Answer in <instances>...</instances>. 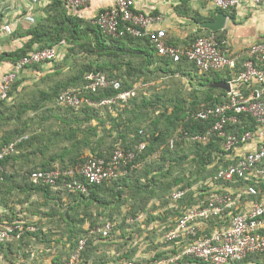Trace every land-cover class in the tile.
I'll use <instances>...</instances> for the list:
<instances>
[{"label":"trees","instance_id":"1","mask_svg":"<svg viewBox=\"0 0 264 264\" xmlns=\"http://www.w3.org/2000/svg\"><path fill=\"white\" fill-rule=\"evenodd\" d=\"M45 13L46 16L40 19L36 25L26 32L25 37L28 38V41L15 51L2 53L0 55V61L14 63L28 52L35 49L65 46L67 53L66 57L69 58V62L74 61L78 55H85L89 58V64L86 67L84 66L77 74H72L69 78L64 79V83H61L63 80L54 83V80L51 85H45V87H47L46 89H44V87L36 92L38 94L35 100H32L31 103L26 102L28 104L25 103L24 106L23 104H19L15 113L9 114L6 111L11 108H9L8 103L12 104L14 99L21 95L22 89L18 90L17 80L9 92L8 100L0 103V115L5 114L6 120L9 121L13 118L21 121L19 127L11 132H4L0 137V149L19 137L27 136V139L23 140L16 147V151L1 163L3 172L0 173V210H2L0 211V225L14 222L22 223L19 217L16 216L14 219L16 213H13L14 215H12L11 218L7 216V212H9V210L12 211L9 206L11 198L15 197L18 205L24 203L28 204L25 211L31 212L29 214L32 216H35L37 213L34 210L30 211V205H32L33 208L37 206L40 211H38L39 214L45 217L46 221L49 218L53 219L55 216H60V222L65 225L66 237L70 243V249L73 252L77 241L85 234L86 229L82 228V226L86 221L90 220L87 229L102 225L106 222L112 223L114 228L116 226L117 220L113 218L111 214L107 215L108 219L96 224L94 221L95 218L93 217L94 213L91 211L92 207L97 208L96 215L98 216L101 215V212H98L99 209H101L102 212L110 211L111 209L115 210L114 206L117 207L122 204L119 202L123 193L122 187H127V180L135 172L143 167L144 176L148 177L154 163L160 161L168 162L169 164L166 166L169 167L176 161H178L179 164L182 163L185 156H181L182 151H180L179 148L187 142L196 148L194 153H196L195 158H197V160L195 161L202 167V170L205 171V174L201 176L203 180L199 182L198 180L195 182L188 181L186 184L179 186V189L186 190L187 193L184 198L177 202H171V192L166 194V196L164 194L163 198L160 199L165 203L164 206L167 205L168 207H164L163 211L159 213L156 218L151 216V221H157V224H159L158 226L162 227L161 229H165L166 232L174 228L178 218L187 208L198 204L210 195V192L207 196L199 194V192H202L201 190L208 187L194 189L193 186L196 185L197 182V184H199L209 177L214 176L220 168H224L235 161H230L227 158L228 153H225L222 148L224 139L216 134L204 145L193 143L182 138L175 142L172 149H169L168 141L179 128H183L189 133H203L210 127V121H199L191 117V114L202 106H213L224 103L228 97L225 91L214 88L206 89L204 87L208 83L218 81L227 82L230 76H228V74L225 75V77L219 75L224 71L210 72L207 74L198 73L199 75H196L197 84L191 81L189 85L190 90L187 95L190 93L192 98L187 99L180 95L179 99L170 100V111L168 110L169 108H166L156 119V121H161V119L164 120L167 125L165 132L156 133V131H153L148 133V131L144 130L145 128H142L146 126L148 119L147 108L153 109L154 112H159L158 104L161 100L159 96L148 99L144 96V92H141L145 90H139L136 96L128 99L125 103L115 102L109 105L94 106L93 104L95 103L98 104L104 99L116 96L115 91L106 89L97 93L84 92L82 94L84 101L78 108L58 107V110L63 109V114H51V117L56 118L55 122L57 125L51 124L53 128H50V130L47 128H45V131L44 128L39 129L42 123L41 119L47 120L45 116H41L42 118H39L38 121L39 128L37 132L33 133L34 136L27 135L25 132L29 122L23 118L25 113L29 111L37 112L41 109V111H51L52 108L54 109L55 102L57 106H60L57 104L58 94L68 88L82 87L86 73L99 71L110 79H117L121 83L122 91L132 89L135 85L140 83L146 84L143 81L132 84V81H130V79L134 77H141V74H153L154 71L166 74L169 73L173 76L188 75L191 77V72L188 73L184 69V65H190L195 68L193 64L184 59L174 63L168 59L159 57L146 39L132 38L130 36L111 38L104 35L100 29L92 23L73 15L70 11V7L63 1H52ZM55 62L56 60H53L50 63ZM169 65L176 66L175 70L168 69ZM55 71H59V68L56 67ZM59 73L60 71L55 77H57ZM194 85L198 86V88H195L196 86L194 87ZM138 92H141L143 96L138 97ZM27 95L28 94H24V97ZM51 103L52 106H49ZM3 108L8 110H3ZM102 111L104 113L101 114ZM2 118L3 117L0 119ZM239 118V124L228 125L225 128L228 134L238 135L246 130L251 131L254 129V122L248 115H240ZM93 121L96 122L95 125H92ZM153 126L156 125L153 124ZM142 142L146 143V147L143 152L137 154L134 168L131 170L129 168L127 174L115 181L104 183L99 186H91L87 195L53 190L46 184H42L41 182L33 183L29 179V175L34 171H50L56 168H66L80 163L86 157L107 158L116 148H122L124 150L133 149ZM85 152H87L88 155H85ZM41 153L46 155L48 159L38 163L36 162L37 157L38 154ZM175 155L178 158L175 157ZM153 158L158 159V161H154ZM216 160L220 161L222 165L215 166L214 162ZM141 165L143 166L141 167ZM211 165L213 166L212 170L215 172L208 171L206 173L207 168ZM166 166L158 164L154 170L152 169V172L159 171V173H162L163 168ZM169 167H167V171H169ZM183 179V177L175 178L173 180V185L178 186L183 184ZM148 184L149 185L134 186L129 189L132 195H136L135 197H147L151 195L152 191L154 193L152 185L154 186L156 181L152 178ZM150 188L151 191H149ZM107 196L115 198L117 200L115 204H113ZM33 197L34 201H32ZM41 198L42 201L40 200ZM146 201L147 200H145L144 203ZM185 203L186 205H184ZM131 204L133 212H130L131 214L128 220H124H127L131 225L144 221L146 216L141 215V213L138 214L137 205L134 203ZM143 207L144 206H142V209ZM41 209H46V211H41ZM169 213H174L176 219L165 228L164 225L168 219L167 216ZM139 215L143 217L142 220L139 219L129 222L130 218L135 219ZM77 224L79 227H77ZM43 227L47 226L39 224L37 231L35 229L36 233L24 232L20 239L0 244V255L3 259L9 261L7 259V252L13 253L12 246H14L11 242L17 244L18 242L23 243L25 241V243H27L31 239H35L41 242V244H44L43 251H50V247H45V245L50 244V240H46V234L51 233L53 228L47 227L48 232H45V228ZM118 227L123 230L121 226ZM110 235H113L112 232L106 238L95 237L89 239L82 253L80 262L82 264H107V254L104 253L98 257L95 255V250L100 246L102 247L107 242H110ZM119 237L123 239L125 237L124 232L120 231ZM128 256H131V253L123 254L122 257L117 258H128ZM100 258L101 262L98 263ZM190 260L199 264H205L199 260ZM65 261L57 257L52 263L64 264Z\"/></svg>","mask_w":264,"mask_h":264},{"label":"built area","instance_id":"2","mask_svg":"<svg viewBox=\"0 0 264 264\" xmlns=\"http://www.w3.org/2000/svg\"><path fill=\"white\" fill-rule=\"evenodd\" d=\"M3 0H0V6ZM63 1L76 16L81 18L80 10L92 0H60ZM216 9L229 12L237 7L238 0H208ZM254 4H264V0H251ZM37 2V0H33ZM161 16L137 13L133 0H112V5L97 13L93 25L111 38L130 36L146 39L156 55L174 63L182 59L193 64L201 74L221 72L233 69L235 59L229 58L220 48L215 36L196 37L188 48H179L168 44L164 30H151ZM13 26L0 22V38L13 34ZM60 46L35 49L11 63L8 72L0 77V103L6 102L13 84L20 72L28 67L50 63L58 57ZM230 92L224 103L213 106H202L196 109L191 117L211 122L203 133H189L179 128L168 141L169 149L176 141L188 140L193 143L206 144L213 135L224 139L223 151L229 153L237 147L256 139L259 146L252 152L237 158L234 163L220 168L214 176L194 185L193 188L208 187L210 195L198 204L187 208L178 218L174 228L161 237V242L179 250L171 256L150 262L149 264H177L183 259L199 260L205 264L239 263L248 256L264 252V187L259 184L264 180V43L259 42L248 48L247 59L241 64V70L228 82ZM145 84H137L132 89L122 90L117 79H110L104 73L95 71L86 73L82 87L68 88L57 96V104L66 108H78L84 101L83 93H97L112 89L116 96L102 100L98 105H109L115 102L125 103L143 90ZM244 88L249 91L243 93ZM240 115H248L254 122L253 130L241 134H228V125L240 123ZM27 139V136L0 149V173L2 162L16 151V147ZM146 143L142 142L133 149L116 148L107 158L86 157L83 161L66 168L50 171H34L29 175L33 183L41 182L53 190L87 195L91 186H99L112 182L127 174L135 167L137 154L143 152ZM156 156V155H154ZM218 184H242L239 197H252L251 206L244 212L232 213L234 199L228 192L215 191ZM187 191L179 188L170 193L171 202L184 198ZM202 194V192H199ZM229 218L226 226L212 232L206 231V224L217 217ZM130 218L129 222L139 220ZM114 225L106 222L86 229L79 238L73 252L64 264H79L89 239L106 238ZM24 232H35L32 226L23 222L0 225V244L18 240ZM0 264H8L0 255ZM132 264V263H128Z\"/></svg>","mask_w":264,"mask_h":264},{"label":"crops","instance_id":"3","mask_svg":"<svg viewBox=\"0 0 264 264\" xmlns=\"http://www.w3.org/2000/svg\"><path fill=\"white\" fill-rule=\"evenodd\" d=\"M54 0H3L0 6V22L10 24L13 26V34L9 37L0 38V55L2 53H9L20 48L28 38L25 37L28 29L32 28L36 23L46 16V9L50 7V4ZM134 11L137 13L159 15L161 21L152 26L151 30L161 29L164 30L166 40L168 44L179 48H188L196 37H210L215 36L222 51L229 57L235 59L236 66L233 69H226L219 75L224 76L228 74L230 76L229 81L233 75L241 70L242 62L247 59L248 48L256 43H264V4H254L251 0H238L237 7L233 8L229 12H222L216 9L208 0H133ZM112 5V0H92L86 7L80 10L82 19L93 24V19L97 13L101 10L107 9ZM49 6V7H48ZM73 15H76L74 11L70 9ZM219 13H223L226 17L224 27L222 30L211 32L203 27L204 23L214 22L216 16ZM79 18V17H78ZM36 48V47H34ZM67 53L63 51V47L58 49V57L56 62L69 61L66 57ZM55 63H43L37 66H32L23 69L18 76V90L24 89L26 86H31L38 82H46V85H51L55 80V75L59 71H55ZM11 63L7 61H0V77L8 72ZM198 71V70H197ZM57 72V73H56ZM199 73V72H198ZM201 74V73H200ZM196 74L183 76L187 85H190L192 81L197 84ZM227 81V83L229 82ZM221 82V81H218ZM226 82V81H222ZM215 83V82H213ZM143 84V83H140ZM208 83L204 88L209 89ZM196 85H194L195 87ZM45 87V85H44ZM148 88V83L145 84L143 90ZM195 88H198L196 86ZM42 89V88H41ZM190 90V87L188 88ZM243 93L247 95L248 90L244 88ZM37 145V144H36ZM259 146V142L256 139L249 141L248 143L235 148L227 154V158L230 161H235L237 158L246 155L249 152L254 151ZM37 147V146H35ZM85 155H88L85 152ZM48 159L46 155L38 154V163ZM55 164V163H54ZM198 185V184H197ZM242 184H218L213 189L219 192H228L234 199V206L231 210L232 213L244 212L250 206L253 201L252 197L241 196L240 189ZM264 187V180L259 184V188ZM42 201V198L40 199ZM25 205H28L27 203ZM46 211V209H41ZM34 218L40 225L44 226L46 218L37 213ZM140 220L143 219L141 215L138 216ZM229 222L228 216L217 217L214 220H210L206 224V230L212 232L214 230L222 229L226 226V222ZM45 232H48L47 227ZM86 227L85 229H87ZM264 235V230L263 233ZM121 241L116 240V243ZM119 243V242H118ZM159 245L152 246L150 249V256L153 261L165 258L168 255H174L179 249L174 246H168L163 244L159 239ZM130 242L125 246L122 245L121 251L118 249L117 244L107 246L105 254H107L108 262L121 261L122 258H117L120 254H128L130 251ZM125 246V247H124ZM102 247L96 249L98 253H101ZM100 249V251H99ZM14 252V250H13ZM42 253L43 250H40ZM11 253L7 252V259L10 258ZM102 254V253H101ZM32 255V254H31ZM45 257V256H44ZM53 258L47 264H53ZM46 259V258H44ZM6 262V259H4ZM151 261V262H153ZM8 263V262H6ZM108 263V264H109ZM119 263V262H118ZM9 264V263H8ZM10 264H24L16 257ZM27 264H35L28 262ZM38 264V263H37ZM177 264H199L190 259H184ZM232 264H264V252L250 255L247 259L241 263Z\"/></svg>","mask_w":264,"mask_h":264},{"label":"rangeland","instance_id":"4","mask_svg":"<svg viewBox=\"0 0 264 264\" xmlns=\"http://www.w3.org/2000/svg\"><path fill=\"white\" fill-rule=\"evenodd\" d=\"M62 47H63V51L66 53L65 46H62ZM88 64H89V58L86 57L85 55H78L76 56V59H74V61H70V62L65 61V59H63L62 61L56 62V67L59 68L60 73L56 77L57 80L55 79L54 83L60 80H63L61 81V83H64L65 81L64 79L69 78L70 76H72V74L73 75L75 73L77 74L83 69L84 66L86 67ZM175 68L176 66H170V65L168 66V69L170 70H175ZM184 69L188 73L191 72V74L193 73V74L199 75L197 72V69H195L194 67L190 65H184ZM130 81H132V84L138 81H143L145 83H148V88L145 91H141V92H144V96L147 97L148 99L154 98L155 96H159L161 98L158 104L159 112H154L153 109L147 108L148 109L147 110L148 119L146 122V126L142 128H145L144 130L148 131V133H151L153 131H156V133L165 132L167 125L164 122V120L161 119V121H156V119L160 116V113L163 110H166V108L170 107L169 105L170 100H174L177 98L179 99L180 95L183 98L184 97L187 99L192 98L190 93L189 95H187L189 92L188 90L189 85H187V82L181 75L173 76V75H170L169 73L166 74V73L153 71V74L152 73L143 74V75L141 74V77H134L130 79ZM44 85H46V82H44L43 80V82H38L31 86L24 87V89H22L21 95L17 96L14 99L12 104L8 103L9 108L11 107L10 110L6 108H3V110H8L6 112L9 114L15 113L16 110L18 109L19 104H23L24 106L26 102L31 103L32 100H35L38 94L36 92L39 89L44 88ZM46 88L47 87H45L44 89ZM141 92H138V97L143 96L141 95ZM24 94H28V95L24 97ZM49 106H52V103L49 104ZM58 107L64 108V107L57 106L55 102L54 109L52 108L51 111H41L42 110L41 109L40 111H37V112L29 111L25 113L23 118H25V120H28L29 122L25 133L27 135L34 136L33 133L37 132L39 128L38 121H39V118H42L41 116H45L47 120L45 121L44 119H41L42 123L39 129L44 128V131H45V128H47L48 130H50V128H53L51 124L57 125V123L55 122L56 118L51 117V114L56 115L58 113L62 115L63 109L58 110ZM168 110L170 111V108ZM102 113L104 112L102 111L101 114ZM1 117L3 118L0 119V137L4 134V132H11L15 130L17 127H19L20 125L21 121H18L14 118L10 121L6 120L5 114L0 115V118ZM95 124L96 122L93 121L92 125H95ZM153 124L156 126H153ZM179 149L180 151H182L181 156H185V159L183 160L182 163L179 164L178 161H176L175 163H172L170 165L171 167L166 166L169 164L168 162L166 163V162L160 161V162L154 163V165L152 166L153 170L156 168L158 164H161L162 166H166L165 168H163L162 173H159V171H156L158 173H156L155 171L152 172V169H151L150 170L151 172L149 173L148 177H145L144 172H143V167H142L143 165H141L142 168L140 167L141 169L135 172L127 180L126 182L127 187L125 188L122 187L123 193L119 201L122 204L117 207L114 206L115 210L111 209L110 211H106V212L103 211L104 212L103 213L101 209H99L98 212H101V215L98 216L96 215L97 208L92 207L91 211H93L94 213L93 217L95 218L94 221L96 222V224L101 223L102 221L108 219L107 215L109 214H111L112 217L117 220L115 228L113 227L114 228L112 231L113 235H110L111 241L103 245L104 247L101 249L102 254L105 253V249L107 246L117 244L118 249L121 251L122 245L126 246L129 242L131 243L130 251H129L131 252V256H128V258H122L121 261L115 260L113 261V263L108 262L109 264H128L129 262L132 264H149L151 261H153L152 257H149L151 253L150 249L152 246L159 245V243H157L158 240L161 239V237L166 232L165 229H161L162 227L158 226L159 224H157L158 223L157 221H151V216L156 218L159 215V213L163 211L164 207H168L167 205L164 206L165 203L160 198H163L164 194L166 196V194H169L170 192H172L174 189L178 188L179 186L186 184V182L188 181L195 182L198 180L199 182L203 180L201 176L205 174V171H203L202 167L195 161L197 160V158H195L196 153H194L196 150L195 146H191L189 143L185 142L183 145H181ZM175 157L177 156L175 155ZM153 159L154 161H158V159L156 158H153ZM214 164L215 166L222 165L220 164V161L218 160H216ZM167 167H169V171H167ZM212 169H213V166L211 165L210 167L207 168L206 173L208 171L209 172L213 171L214 173L215 171ZM181 177L184 178L183 184H180L178 186L173 185V180L175 178H181ZM152 178H154V180L156 181V184L154 186L152 185V187L154 188V193L152 191L151 195L147 197H142V196L135 197L136 195H132V192L129 188L134 187V186L149 185L148 183H150V179ZM149 191H151V188L149 189ZM201 191H202L203 196H207L209 192H211L210 188H204ZM107 197L111 202H113V204H115V202L117 201L115 198H112L109 196ZM145 200L147 201L144 203ZM32 201H34V197L32 198ZM131 203H134L135 205H137L138 214L141 213V215L146 216V219H144V221L137 222L132 225L127 222L131 214L130 212H133V210L131 209L132 208ZM184 205H186V203ZM9 206L12 209V211L9 210V212H7L8 214L7 216H10L9 218H11V216L14 215L13 213H16V215L14 216V219L16 218V216L19 217L26 226H32L37 231L39 227L37 220L34 218V216L29 214L31 212L25 211V208H27L28 205H25V203L18 205L16 198L13 197L11 198ZM30 206H31L30 211L34 210L36 213L40 212L37 206H35L34 208L32 207V205ZM142 206H144L143 209H142ZM167 218L168 219L164 225L165 228L167 227L168 224L172 223L176 219V216L174 213H169ZM124 219H127V220H124ZM89 221L90 220L86 221L85 224L82 226V228L85 229L89 225ZM45 222L46 223L44 224V226L53 228L51 230V233L46 234L47 235L46 240L47 241L50 240V244L45 245V247L48 246L51 248V250L50 251L45 250L41 253L40 250H44V246H43L44 244H41V242L35 239H31L27 243H25V241L23 243L18 242L17 243L18 245L16 243L11 242L14 245L12 246L14 252L10 255V258L8 259L9 261L6 260V262L10 264V261H13V259L15 258V255L24 264H27L28 262H32L35 264L37 263L47 264L51 260L52 257H54L53 260H55L57 257H60L62 258V261H65L70 256L72 251L70 249V243L66 237V233L64 229L65 225L64 223L60 222V216H55L53 219L49 218ZM118 226H121L123 230L119 229ZM77 227H79L78 224H77ZM151 227L152 228L155 227V228L152 229ZM120 231L124 232L125 237L121 239V241H118L119 243L118 242L116 243V240H119L120 238L119 237ZM169 245L172 246V244H169ZM101 253H98L95 250V255H97L98 257L102 255ZM123 254L124 253L120 254L119 257H122ZM168 256H171V255H168ZM99 262H101V258L98 260V263ZM79 264H82V263L80 262Z\"/></svg>","mask_w":264,"mask_h":264},{"label":"water","instance_id":"5","mask_svg":"<svg viewBox=\"0 0 264 264\" xmlns=\"http://www.w3.org/2000/svg\"><path fill=\"white\" fill-rule=\"evenodd\" d=\"M225 15L223 13H219L216 16V20L214 22H207L203 24V27L208 29L211 32H216L219 30H222L224 27L225 22ZM208 88H214V89H221L225 91L226 93L230 92V84L227 82H215L210 85H208Z\"/></svg>","mask_w":264,"mask_h":264}]
</instances>
